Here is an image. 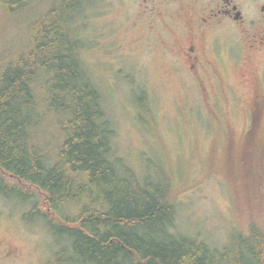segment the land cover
<instances>
[{"label": "trees", "instance_id": "1", "mask_svg": "<svg viewBox=\"0 0 264 264\" xmlns=\"http://www.w3.org/2000/svg\"><path fill=\"white\" fill-rule=\"evenodd\" d=\"M19 2L0 7L11 16ZM80 3L32 7L24 37L0 46V170L16 180L0 176V195L30 204L24 219L46 227V264H264L263 229L236 231L222 248L177 234L168 177L142 176L114 156L73 25Z\"/></svg>", "mask_w": 264, "mask_h": 264}, {"label": "rangeland", "instance_id": "2", "mask_svg": "<svg viewBox=\"0 0 264 264\" xmlns=\"http://www.w3.org/2000/svg\"><path fill=\"white\" fill-rule=\"evenodd\" d=\"M104 1L81 0L72 17L85 68L112 123L114 156L142 176L168 177L177 234L222 248L234 232L247 233L252 224L264 230V110L257 136L241 132L247 67L225 59L216 65L221 83L243 97L238 107L195 103L193 83L174 70L172 54L162 45L171 39L165 27L152 31L145 16L127 24L120 21L122 7H105ZM49 2L20 0L11 16L0 7V46L23 38L31 8ZM136 2L127 5L131 17ZM0 176L16 183L1 170ZM30 207L0 195V264H46L51 256L46 227L24 219Z\"/></svg>", "mask_w": 264, "mask_h": 264}, {"label": "flooded vegetation", "instance_id": "3", "mask_svg": "<svg viewBox=\"0 0 264 264\" xmlns=\"http://www.w3.org/2000/svg\"><path fill=\"white\" fill-rule=\"evenodd\" d=\"M130 1L104 4L122 7L120 21L127 24H138L145 16L152 31L165 27L173 42L162 45L172 54L174 70L193 83L195 103L238 107L243 97L221 83L216 65L225 59L233 67H247L241 132L246 138L257 136L264 110V0H136L133 17Z\"/></svg>", "mask_w": 264, "mask_h": 264}]
</instances>
